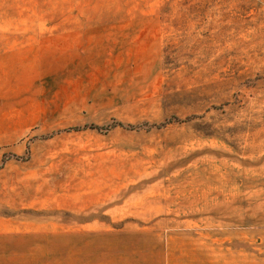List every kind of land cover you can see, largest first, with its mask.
Masks as SVG:
<instances>
[{"label":"rangeland","instance_id":"374dc122","mask_svg":"<svg viewBox=\"0 0 264 264\" xmlns=\"http://www.w3.org/2000/svg\"><path fill=\"white\" fill-rule=\"evenodd\" d=\"M0 264H264V0H0Z\"/></svg>","mask_w":264,"mask_h":264},{"label":"trees","instance_id":"16d2710c","mask_svg":"<svg viewBox=\"0 0 264 264\" xmlns=\"http://www.w3.org/2000/svg\"><path fill=\"white\" fill-rule=\"evenodd\" d=\"M96 129H98V128H96Z\"/></svg>","mask_w":264,"mask_h":264}]
</instances>
